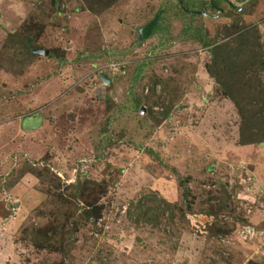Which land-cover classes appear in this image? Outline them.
<instances>
[{"label": "rangeland", "instance_id": "1", "mask_svg": "<svg viewBox=\"0 0 264 264\" xmlns=\"http://www.w3.org/2000/svg\"><path fill=\"white\" fill-rule=\"evenodd\" d=\"M183 2L0 0V264H264V0Z\"/></svg>", "mask_w": 264, "mask_h": 264}, {"label": "trees", "instance_id": "2", "mask_svg": "<svg viewBox=\"0 0 264 264\" xmlns=\"http://www.w3.org/2000/svg\"><path fill=\"white\" fill-rule=\"evenodd\" d=\"M84 2H87L88 0H82ZM99 4V2L101 0H89V2L94 5L96 4V6L98 7L97 3ZM103 2V1H102ZM181 2V5L184 6V2L183 0H180ZM214 2V1H212ZM179 0H178V4L179 5ZM181 6V7H183ZM89 8V10H91L93 8V6H87ZM186 8V7H185ZM188 9V8H187ZM186 9V10H187ZM157 28V24L154 25V29L156 30ZM31 38H29L27 36V41L30 42ZM218 49L215 47L212 51H211V58H212V61H211V68L214 67H218V63H217V60H218V56L219 55V51H217ZM210 74L213 76V70L211 69L210 70ZM234 102V105L237 109V112L239 113L240 117H241V133H240V143L242 145H247V144H259V145H264V106L261 105L260 108H258L256 105H253L252 107V110H250L249 112H246L245 108L243 106H241L238 102H235V100L233 101ZM249 115L252 117L253 119V124L255 125V128L257 129V133H253L251 132V134H245V131L244 129H247L248 131V128H247V116L249 117ZM83 216L84 218L90 220L92 219V214L91 212H87V211H84L83 212ZM66 236H68L67 240L65 241H68L70 238H69V234L67 232L64 231V233ZM62 240V239H60ZM64 240H62V243L65 242Z\"/></svg>", "mask_w": 264, "mask_h": 264}, {"label": "water", "instance_id": "3", "mask_svg": "<svg viewBox=\"0 0 264 264\" xmlns=\"http://www.w3.org/2000/svg\"><path fill=\"white\" fill-rule=\"evenodd\" d=\"M179 3L181 4L180 0H179ZM182 6V5H181ZM34 54H37V55H43V56H47L48 55V52L45 51V50H34L33 51ZM100 78L102 79V81L105 83V84H109V82L106 80V77L105 76H100Z\"/></svg>", "mask_w": 264, "mask_h": 264}, {"label": "clouds", "instance_id": "4", "mask_svg": "<svg viewBox=\"0 0 264 264\" xmlns=\"http://www.w3.org/2000/svg\"><path fill=\"white\" fill-rule=\"evenodd\" d=\"M196 14V13H195ZM198 14V13H197Z\"/></svg>", "mask_w": 264, "mask_h": 264}]
</instances>
